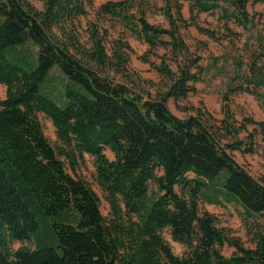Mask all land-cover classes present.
<instances>
[{"label":"trees","instance_id":"1","mask_svg":"<svg viewBox=\"0 0 264 264\" xmlns=\"http://www.w3.org/2000/svg\"><path fill=\"white\" fill-rule=\"evenodd\" d=\"M40 1L43 10L31 0H0V84L7 88L0 99V264H264L263 226L246 224L255 245L247 248L200 207L235 202L248 220L264 216V176L255 178L229 153L255 152L238 138L245 127L226 144L223 129L234 134L229 116L216 127L201 115L183 120L171 112L169 99L194 91L198 61L175 72L165 60L143 58L169 82L156 98L116 82L110 73H127L133 49L118 38L109 50V30L100 26L119 22L150 50H170L177 61L188 53L182 29L191 25L182 2L190 16L219 12L247 31L248 5L259 0H162L168 28L147 21L137 6L145 0L108 1L96 12L99 21L88 24L86 42L78 20L93 0ZM193 25L217 40L214 31ZM248 48L224 101L247 93L264 109V29ZM56 69L61 89L52 88ZM40 114L52 122L58 148L44 135ZM86 154L94 158L108 218L96 192L61 159L75 171ZM165 230L185 247L183 255L173 253ZM15 242L29 246L14 249ZM225 244L235 249L230 257L222 253Z\"/></svg>","mask_w":264,"mask_h":264},{"label":"rangeland","instance_id":"2","mask_svg":"<svg viewBox=\"0 0 264 264\" xmlns=\"http://www.w3.org/2000/svg\"><path fill=\"white\" fill-rule=\"evenodd\" d=\"M108 1L121 0H93V6L88 8V15L79 18L78 28L85 42L87 41L88 24L99 21L96 12L102 4ZM31 2L38 10H43L44 5L40 0H31ZM181 5L183 16L191 25L182 29L185 43L188 46V53L179 55L177 61H174L176 57L170 50L161 47L150 50L146 43L125 30L119 22L109 19L100 22L102 28L109 30L107 38L109 50L112 41L118 38H123L133 49L127 73L123 75L111 72L110 77L116 82L129 84L130 88L135 89L138 94L156 98L159 94L166 91L169 82L158 75L149 64L143 61V58H147L157 65L161 64L162 60H165L175 72L178 71V66L185 67L191 61H198V68L193 69V72L197 73L199 80L191 83L194 91L186 99L179 101L169 99L167 103L169 109L174 115L183 120L190 116L201 115L208 124L216 127H222V122L229 116V122L234 134L229 135L223 129V134H225L223 142L226 144L230 143L236 136L235 132L244 126L245 128L241 130L238 138L246 141V146H252L255 152L229 151V153L252 176L260 179L264 176V129H261L258 125L247 124V122L252 120L264 123V109L257 98L251 94H232L229 96L228 101H224V95L227 92L228 78L233 77L237 72L236 61L240 59L247 60L248 47L253 43V36H255L256 32L264 29V0L248 5L251 23L248 25L247 31L233 21L226 23L220 19L219 12L196 13L194 16H190L189 4L182 2ZM137 6L145 10V17L149 23L165 28L169 27L164 15L165 5L162 0L138 1ZM173 12L176 15V9ZM192 18L193 20H191ZM194 23L214 31L217 35V40L200 33L197 27L193 25ZM30 49L33 50L31 47ZM52 78L54 79L52 88L61 89L59 80L62 79V76L57 69L52 73ZM54 91L58 90L54 89ZM6 93V86L0 84V99H5ZM39 120L49 143L55 148L61 146L50 119L44 114H40ZM250 135L254 139L250 138ZM105 154L110 160L114 159V155L109 149H106ZM61 159L72 176L85 180L96 192L100 199L101 212L104 217L108 218L110 206L105 194L96 184L94 158L87 154L84 155L75 171L71 169L65 158ZM150 190L156 191V186L153 183L150 184ZM200 207L203 212L213 214L216 218L217 226L225 230L231 237L239 239L247 248L255 247L246 224L248 225L249 223L250 227H254L256 224L264 227L263 215L255 216L248 220L245 218L241 206L235 202L227 203L223 206L201 202ZM163 237L171 246L175 255H183L185 247L175 242L167 230L163 232ZM27 246H29L28 243L15 242L12 244L14 249ZM234 252L235 249L228 244H225L222 248V253L226 257H230Z\"/></svg>","mask_w":264,"mask_h":264}]
</instances>
